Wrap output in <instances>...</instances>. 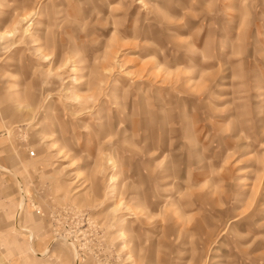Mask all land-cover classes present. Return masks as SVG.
Returning a JSON list of instances; mask_svg holds the SVG:
<instances>
[{"label": "rangeland", "instance_id": "1", "mask_svg": "<svg viewBox=\"0 0 264 264\" xmlns=\"http://www.w3.org/2000/svg\"><path fill=\"white\" fill-rule=\"evenodd\" d=\"M0 264H264V0H0Z\"/></svg>", "mask_w": 264, "mask_h": 264}]
</instances>
